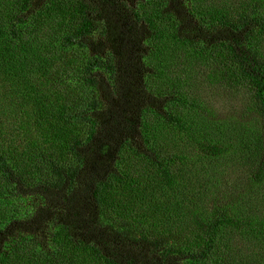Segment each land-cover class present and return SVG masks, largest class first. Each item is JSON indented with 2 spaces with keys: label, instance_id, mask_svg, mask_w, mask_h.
<instances>
[{
  "label": "trees",
  "instance_id": "1",
  "mask_svg": "<svg viewBox=\"0 0 264 264\" xmlns=\"http://www.w3.org/2000/svg\"><path fill=\"white\" fill-rule=\"evenodd\" d=\"M226 1L0 0V264H264V0ZM169 46L249 94L244 188L184 196L167 134L192 167L251 134L210 133Z\"/></svg>",
  "mask_w": 264,
  "mask_h": 264
},
{
  "label": "rangeland",
  "instance_id": "2",
  "mask_svg": "<svg viewBox=\"0 0 264 264\" xmlns=\"http://www.w3.org/2000/svg\"><path fill=\"white\" fill-rule=\"evenodd\" d=\"M230 3L226 0H218V2ZM163 53H166V48H163ZM176 46H169L168 51L173 54L181 68L187 72L188 77L191 78V83L186 86L189 90V96L204 102L208 110H212L215 114V124L210 126V133L215 136H220L217 130H222V138L233 139L232 135L251 134L241 149L234 148L233 153H228L224 158L221 157L212 163L207 164L204 160L198 157L195 160L200 166L192 167V159L189 157L190 149L187 147L184 132L178 131L167 134L165 140L166 152L168 155L175 158L179 155H185L184 164H180L177 159L176 164L178 168L182 169V175L185 174L186 188L182 189L184 196L188 195L186 191L188 187L196 190L208 191L210 187V178L214 185H219L224 192H232L237 187L244 188L246 186L245 177H247V170L244 163V156L247 155V146L250 147L255 140L256 132L253 128L254 113L251 110V102L249 94L245 90L231 91L224 90L217 85H214V77L210 80L209 76L213 69L206 66L194 67L184 63L185 51ZM159 62V61H158ZM185 72V73H186ZM186 75V74H185ZM213 81V83H212ZM248 130L249 132H244ZM253 131V132H252ZM237 189V190H238ZM252 207L258 209L261 215L264 216V189L254 190L247 194L245 199L249 198ZM262 249H256L257 254L254 259H257L258 254ZM264 258V254H260Z\"/></svg>",
  "mask_w": 264,
  "mask_h": 264
}]
</instances>
